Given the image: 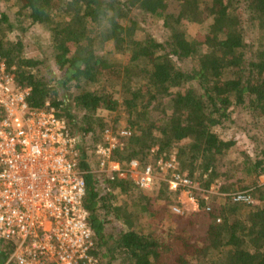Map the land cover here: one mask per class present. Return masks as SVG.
Listing matches in <instances>:
<instances>
[{"label":"trees","instance_id":"obj_1","mask_svg":"<svg viewBox=\"0 0 264 264\" xmlns=\"http://www.w3.org/2000/svg\"><path fill=\"white\" fill-rule=\"evenodd\" d=\"M0 2L6 4L0 11V64L16 87L29 89L30 109L53 111L83 147L85 138L100 144L114 123L97 113L119 108L130 136L119 138L122 147L116 146L113 161L144 166L152 151L155 159L172 151L179 171L200 189L248 192L253 199L246 205L224 197L209 211L200 207L177 216L180 221L166 228L143 227L142 218L161 226L173 220L170 208L179 193L166 187L160 205L128 178L96 180L83 150L79 168L86 172L84 207L97 264H264V185L258 182L264 176V137L252 138V157L214 131L241 126L232 117L236 112L264 120V0ZM134 13L162 21L164 42L149 35L136 39ZM207 20V35L189 41L184 25ZM31 28L39 33L29 55L22 36L12 34L26 35ZM107 44L124 56L123 63L101 55ZM113 189L130 204L115 205ZM110 218L123 227L116 234L105 231ZM12 251L0 240V264Z\"/></svg>","mask_w":264,"mask_h":264},{"label":"built area","instance_id":"obj_2","mask_svg":"<svg viewBox=\"0 0 264 264\" xmlns=\"http://www.w3.org/2000/svg\"><path fill=\"white\" fill-rule=\"evenodd\" d=\"M28 95L29 89L16 87L0 64V240L13 247L4 264H97L84 207L80 137L53 111L30 109ZM129 136L128 130L116 136L104 132L103 141L92 150L98 172L110 181L130 178L142 191H151L162 175L168 191L194 201L191 211L176 201L171 212L180 217L197 212L192 198L196 184L179 171L174 157L155 168L136 160H112L116 146H121L119 138ZM222 196L254 204L248 192Z\"/></svg>","mask_w":264,"mask_h":264},{"label":"rangeland","instance_id":"obj_3","mask_svg":"<svg viewBox=\"0 0 264 264\" xmlns=\"http://www.w3.org/2000/svg\"><path fill=\"white\" fill-rule=\"evenodd\" d=\"M5 6H6V4L0 2V11H4ZM133 18H134L135 22L137 23V27H138V31L136 33V39L140 40V39H143L146 35H149L158 43L164 42V40L166 39V37L168 35V31L165 29L162 21L156 20V19L151 18V17L142 16L138 13H134ZM210 24H211V20L204 21L200 24H187V25H184V28H183L184 30L183 29L182 30L184 31L186 38L189 41H191V40H193V38H196L197 36L207 35V33L209 32V29H210L209 28ZM38 33H39V31L37 28L36 29H32V28L29 29V31L26 33V35H21V32L19 30H15L12 34V37L22 36V39L24 40V42L27 45V53L30 55V54L34 53V50H35L34 47H36V46H34V42L32 40V37L34 36V34H38ZM45 43H46V40H45L44 44ZM203 47L206 48L205 45H203ZM112 49H113L112 44H107L103 47V49L100 53H101V55H105L109 61L123 63L125 60L124 56L115 55L113 53ZM115 97H116V99H119L117 94L115 95ZM97 114H98V116L110 117L112 119V121H114L112 126H110V128H108V130H107L112 135H115V136L119 135V133L121 131L126 130V128H128V122L129 121L127 120V116L124 112L120 111L119 108L113 113H109L106 111H99ZM232 117H233V119H237L239 121V124H241V126H239V127L225 126V128H217L214 131L222 139H225V140L233 139L236 143V150H238V152L239 151H245L248 155L254 157L255 149H254V145L252 143V138L264 137V120L259 119L260 121H257V119L254 116L248 114L247 112H245L244 114H240V113L236 112L235 114H233ZM253 125H255V127ZM247 133H249V134H247ZM84 141L86 143L83 144L82 145L83 147H81L80 149H81V151L85 150L87 153L88 159H87L86 163L88 164V167H89L88 168L89 173L92 174L96 180H98L99 178H101L100 177L101 174L98 172L96 161L94 160L93 155H92V150L96 146V144L93 145V139H91V138H85ZM156 152H157V150L152 151L151 156L148 158V160L146 162H144L145 164H142V165H144V166L152 165L155 168L159 162H166V161H169L172 157H174V152L171 151L168 154L159 156V158L155 159V157H157ZM166 155H167V158L165 159L164 157H166ZM229 156L231 159H235L237 156V153L235 152L234 154H230ZM183 174L187 175V173H183ZM157 175H160V174H157ZM165 180H167V179L165 178ZM194 182L196 184L197 190H195L193 192L192 198L196 201L195 204L199 206V210L197 212L200 211V207L205 208L208 206L211 208L212 206H217V205L224 202V199H223L224 197L222 196V194H219L217 192L215 187H211L210 190L204 191V190L200 189V187H199L200 183L198 181L195 180ZM258 182L260 184L264 185V176H261L259 178ZM166 185L167 184L163 180V176L160 175V177H157V182L155 183L154 188L151 189V191H147V190L142 191V190H139L135 185L134 186L136 187V190L139 191L140 193H142L143 195H146L152 199H157L159 197L160 193L166 191V187H167ZM100 192L102 193L101 190H100ZM112 193L115 197V199H114L115 205L120 206L125 202H127V203L130 202L127 198L122 196L118 190L113 189ZM180 201L184 204V207H186L188 209V211H191L192 207L194 206L192 204V203H194L193 200H191L187 196L186 197H184V196L179 197L178 196L177 202L179 203ZM158 203L160 205L163 204V200L159 199ZM188 214H190V212L187 213L186 215H188ZM186 215L184 217H186ZM177 218L178 217L175 215L173 217V220H171V218L166 219V221L162 224V226H161V224H158V222H151L149 219H143V218L139 219L138 223H140L141 226H143V227H145V225H149L152 227L154 226L156 228H157V226L166 228V225L168 227V226H171L172 223L174 224L175 221L177 222L178 221ZM122 229H123L122 225L119 222L114 221L113 219H111L110 223L105 225V231L109 235L110 234H116L117 232H119Z\"/></svg>","mask_w":264,"mask_h":264}]
</instances>
